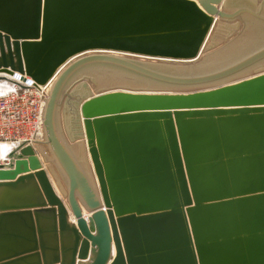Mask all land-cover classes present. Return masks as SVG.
<instances>
[{
    "label": "water",
    "instance_id": "95a60500",
    "mask_svg": "<svg viewBox=\"0 0 264 264\" xmlns=\"http://www.w3.org/2000/svg\"><path fill=\"white\" fill-rule=\"evenodd\" d=\"M248 1L0 0V81H52L50 155L0 166V264H264V43L210 61L264 26Z\"/></svg>",
    "mask_w": 264,
    "mask_h": 264
},
{
    "label": "built area",
    "instance_id": "2783aa9c",
    "mask_svg": "<svg viewBox=\"0 0 264 264\" xmlns=\"http://www.w3.org/2000/svg\"><path fill=\"white\" fill-rule=\"evenodd\" d=\"M17 80L12 89L0 92V166L9 163V156L22 146H33L43 127L44 111L52 81L36 84L26 77ZM4 146L6 153L1 154Z\"/></svg>",
    "mask_w": 264,
    "mask_h": 264
},
{
    "label": "rangeland",
    "instance_id": "374dc122",
    "mask_svg": "<svg viewBox=\"0 0 264 264\" xmlns=\"http://www.w3.org/2000/svg\"><path fill=\"white\" fill-rule=\"evenodd\" d=\"M253 1L254 0H250V1H248V3H254V5L256 6L254 8L258 9L260 2L258 0H255V2H253ZM248 22H247L246 27L244 28L243 34L241 36H239L238 38H236L235 41L226 42L225 45H223L224 46L223 49L221 51H216L214 57L212 59H210V61L215 60L216 61L215 63L218 64L219 62L224 61V60L225 61L226 60H232V59L237 58L238 55L246 53L250 50H253L256 47H258L259 45H261L262 43H264V40H263L264 39V26L260 23H257L256 20L250 19V21H248ZM215 63H212L210 65H213ZM99 70L100 69L97 68V71H99ZM85 74H87V75L95 74V75L100 76V77L104 76V77H107L108 79H113L115 81H119V80L127 81L130 79L126 75H124L120 72H118V73L114 72V74L112 72L106 73V74H101V73L96 74V73L91 71V72H87ZM85 74H83V76ZM80 85H81V82L77 83L75 87H79ZM70 109H71L70 105L64 104L61 107V109L59 110V114H58L59 130L61 132V135L65 139V141L68 143V145L71 147L73 152L76 154V156L81 161V164L84 167V169L87 172H89V171H91L90 170L91 162H90L89 154L87 152V147H86L84 141L80 140V141L74 142V141H72V139L69 135L70 133H68V128L70 125V116H71ZM44 140L45 139H42L41 141L43 142ZM39 147L40 148L42 147V149L45 151V153H48V155H50L49 151H48V147L45 144L44 145L41 144V145H39ZM39 152H41V151H39ZM42 158H43V160H45L44 156H42ZM45 164L50 165L51 162H47Z\"/></svg>",
    "mask_w": 264,
    "mask_h": 264
},
{
    "label": "bare ground",
    "instance_id": "6f19581e",
    "mask_svg": "<svg viewBox=\"0 0 264 264\" xmlns=\"http://www.w3.org/2000/svg\"><path fill=\"white\" fill-rule=\"evenodd\" d=\"M259 2H260V6L262 5V0H258ZM253 2H255V0L253 1ZM264 9V8H263ZM249 23V22H248ZM264 40V39H263ZM235 41V40H234ZM223 49V48H222ZM3 76H5V75H3ZM8 79L10 78V76H6ZM19 78L21 79L20 81H23L24 82V80H25V78L23 79L21 76H17V75H15L13 78H10V79H13V81H15L16 83H17V80H19ZM11 83V84H9V83ZM18 85H19V83H17ZM16 84L15 83H13V82H10L9 80H2V81H0V92H4V91H8V90H10V89H12L14 86H15ZM43 135V136H42ZM42 139H45V131H44V127H42L40 130H39V132H38V134H37V139H36V141L38 142L37 144H41V140ZM44 142V141H43ZM84 143H86V141L84 140ZM86 145V144H85ZM5 153H6V149H5V147L4 146H2L1 147V154L4 156L5 155ZM56 187V186H55ZM57 188V187H56ZM88 216V214L86 213V211H85V217H87Z\"/></svg>",
    "mask_w": 264,
    "mask_h": 264
},
{
    "label": "crops",
    "instance_id": "0c3cea01",
    "mask_svg": "<svg viewBox=\"0 0 264 264\" xmlns=\"http://www.w3.org/2000/svg\"><path fill=\"white\" fill-rule=\"evenodd\" d=\"M9 83V82H8ZM9 84H11V83H9ZM43 165H44V167H46V165H45V163L43 162ZM49 173V177H50V179H51V181L53 182V184L55 185V182H54V179H53V176L51 175V173L50 172H48ZM113 253H115V250H114V246H113Z\"/></svg>",
    "mask_w": 264,
    "mask_h": 264
}]
</instances>
